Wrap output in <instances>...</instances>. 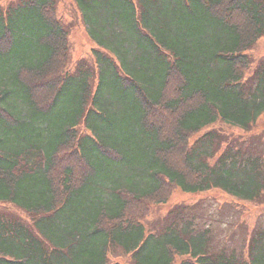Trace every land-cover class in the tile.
I'll return each instance as SVG.
<instances>
[{"label": "trees", "instance_id": "16d2710c", "mask_svg": "<svg viewBox=\"0 0 264 264\" xmlns=\"http://www.w3.org/2000/svg\"><path fill=\"white\" fill-rule=\"evenodd\" d=\"M74 2L99 49L72 73L58 0L0 7V203L31 217L0 210V264H264V229L229 253L186 208L146 226L178 188L264 204L263 137H195L264 114V0Z\"/></svg>", "mask_w": 264, "mask_h": 264}, {"label": "rangeland", "instance_id": "374dc122", "mask_svg": "<svg viewBox=\"0 0 264 264\" xmlns=\"http://www.w3.org/2000/svg\"><path fill=\"white\" fill-rule=\"evenodd\" d=\"M14 1L16 0H0V7H6ZM57 14L64 24L71 27L67 68L72 73L80 61L87 60L91 62L93 60L92 49L98 48V46L90 36L74 0H58ZM250 54L255 60L254 67L257 66L260 60L264 61V36L250 51ZM214 128L223 131L229 137L242 136L245 141L252 139L249 138L252 135H259L255 138V141H258V138L262 140L261 137H263L262 142H264V114L259 118L251 132H245L240 128L220 121L206 128L195 137ZM79 129L82 130L83 126H79ZM174 208H186V215L189 219L194 220L197 228L201 231H207L211 245L216 246V248H225L229 253V250L233 249L242 251L244 243L253 229L255 231L264 229V204L244 201L218 187L198 193L178 188L166 204L153 208L146 226L156 230L161 228L169 221V212ZM0 210L16 215L26 222H31L28 213L9 203H0ZM111 260L120 264H130L129 256L119 250L113 252Z\"/></svg>", "mask_w": 264, "mask_h": 264}]
</instances>
